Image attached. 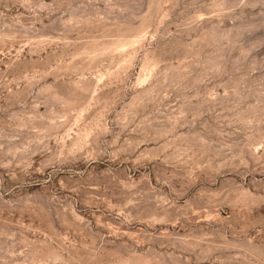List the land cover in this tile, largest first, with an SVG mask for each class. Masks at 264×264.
<instances>
[{
  "label": "rangeland",
  "instance_id": "rangeland-1",
  "mask_svg": "<svg viewBox=\"0 0 264 264\" xmlns=\"http://www.w3.org/2000/svg\"><path fill=\"white\" fill-rule=\"evenodd\" d=\"M0 264H264V0H0Z\"/></svg>",
  "mask_w": 264,
  "mask_h": 264
}]
</instances>
